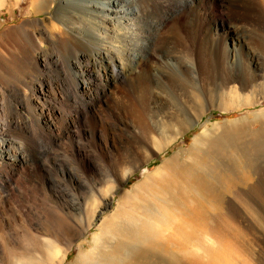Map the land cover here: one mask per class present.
I'll list each match as a JSON object with an SVG mask.
<instances>
[{"label":"rangeland","instance_id":"1","mask_svg":"<svg viewBox=\"0 0 264 264\" xmlns=\"http://www.w3.org/2000/svg\"><path fill=\"white\" fill-rule=\"evenodd\" d=\"M4 1L0 62L10 73L0 70V85L6 99L15 104V97L32 96L41 80L48 84L55 72L67 73L64 90L44 88L18 108L40 110L55 99L68 109L67 95L79 103L87 100L83 87L94 85L106 91L97 109L108 113L109 105L111 123L110 116L120 113L121 129L102 128L93 146L77 140L98 160L96 169L85 166L87 185L76 187L50 165L53 181L46 185L15 176L18 186L1 194L6 203L0 197V222L9 220L16 229L0 239L6 246L0 264H180L178 258L194 250L205 262L207 250L236 237L240 251L232 260L245 264L241 258L249 254L261 262L259 229L245 195L257 190L250 203L264 206L257 174L264 168V0H150L169 12L159 23L108 26L100 46H110L122 75L111 82L92 59L68 70L80 51L77 39L68 37L59 69L43 67L44 56L56 52L45 32L55 35L54 28L63 30L61 22L69 20L76 36H85L79 10L70 17L61 0H47L38 10L32 0ZM26 31L35 44L24 38ZM24 46L27 56L21 55ZM126 126L139 133L137 140ZM52 154L75 167L68 153L54 148ZM21 209L26 213L20 217ZM13 236L14 250L8 246Z\"/></svg>","mask_w":264,"mask_h":264},{"label":"bare ground","instance_id":"2","mask_svg":"<svg viewBox=\"0 0 264 264\" xmlns=\"http://www.w3.org/2000/svg\"><path fill=\"white\" fill-rule=\"evenodd\" d=\"M4 2H5L4 0H0V7L3 6ZM46 2L47 0H32V4L34 5V7H36L37 10L40 9L41 6L44 5ZM60 4L61 6L64 7V10L67 14H72L70 15V17H73V13H72L73 11L74 14H76L75 10L76 11L79 10L82 15L83 12L86 13V16L83 17L82 15L77 16L79 17L78 19L81 24V28H83V30L85 31V36L84 37L76 36L78 30L76 29L74 24L69 20L68 22H65V24L61 22V24L63 25V30H60L59 28L56 27L54 28V31H56L55 35H53L52 33L48 34L45 32L44 33L45 36L48 38L50 43L54 45L56 52L44 56L45 58L43 59L45 60L44 61L42 60L43 61L42 63L44 64L43 67L46 69L49 66L51 69L57 71L59 67L62 65L61 48L65 45V38L68 37L71 41H75L77 39L80 51L75 57H73L72 60L68 61V63L66 64L68 70L72 71L74 66H76L80 61H83L85 59H90V60L92 59V61L94 62L98 61L99 63H101L104 66L105 70L110 73V76L108 73V82H111L110 80L118 81L122 77L121 70L116 64V59L112 54V49L110 48V46L107 44L104 45L103 43L102 44L104 46L102 47L100 46L101 41L102 40L105 41L110 33L108 30L109 29L108 26L118 25V27L120 28L127 29L128 28L127 24L131 25L135 22L138 23L144 22V23H148L149 25H153L159 23L161 17H165L166 15L165 13L167 12L166 10L165 12L163 11L161 12V10H158L156 6L151 4L150 0H87V2H80L78 0H61ZM51 28L52 26L49 28V30ZM24 36H25L24 38L27 41H30L31 43L35 44V38L32 33L26 31ZM127 38L129 37L127 36ZM27 48L25 46L23 47L21 52L22 56L29 55V52H27L28 51ZM136 58L137 56L133 57L131 60L135 62ZM31 59L35 60L37 66H41V61L39 60V58L32 56ZM0 70H4L7 73H10V71H7L8 68L7 70L3 69L1 62H0ZM46 72L51 73V71L49 70H46ZM52 77L53 78H51L50 76L51 81L48 84L44 82L45 80L44 81L41 80L40 87L39 88L34 87V89L32 90L33 93L32 96L29 97L24 96L23 99L15 97L14 100L15 104L10 103V101L6 99L7 98V94L5 93L6 90L4 87L0 85V197L1 198H2L1 196L2 193L5 192L11 193L12 188H16L18 186L14 181L15 176L17 174L20 175L24 174V176L23 175L21 176V179H23L25 182L28 183L30 182L32 183V181H36L38 184L41 183L46 185L48 181L49 182L50 180L53 181L52 176L50 174H47V171L50 167L54 168L56 171H60L63 177L68 181H70V183L74 185L76 184V187H81L85 185L87 183L85 166H88L89 168L88 170L96 169L98 167V160H97V156L93 154H91L92 157H90L87 151L84 149V147L79 143L80 141L77 142V140H86L88 141V143H90V146H93V144L97 143L99 139V133L102 128H105V130L109 128L108 132L112 131L115 134L118 133L121 129L119 121H117L118 118L120 120V116H121L120 113L117 116L115 113H113V115L110 116L114 121L113 123H111L107 115L109 114V112L111 113L109 105L105 104L108 113L100 112L97 109L98 108L97 104L102 103L103 95L105 94L106 91L105 90L100 91L99 88H97L99 89L97 90L95 88L96 86L94 85H85L83 87L84 88L83 97L84 98L86 97L87 100L84 99L79 103L74 102L73 100H71L72 97L67 95L66 101H67V105L69 106L68 109L63 110L58 108V103L55 99H52V104L49 103L48 105H45V107L44 106L41 107L40 110L28 109L24 111V109L18 108L19 105L21 106L23 104L26 105L27 100L29 102H31V100H34L36 93L43 92L44 88H53L59 91L64 90V87L66 86L65 81L68 80L67 73L62 74L59 72L58 73L55 72V76ZM230 78L234 79L236 77L232 73V75H230ZM74 87L75 90L80 89V86L78 84L74 85ZM21 110L24 111L25 114H23ZM85 114L88 115L87 118H85ZM80 126H82L81 130L78 129V127ZM134 132L135 131H131L130 128L128 127L126 128V133L129 134V137L133 141L137 140L139 135V133L137 134ZM159 136L161 135L159 134ZM160 140L161 139H159V142ZM54 148H56V150H60L64 152L65 154L68 153L75 161V167H70L69 165H66L64 162L60 161L59 158L57 159L56 156H53L52 150ZM48 165H50V167ZM28 168L31 171L29 172L30 174H26ZM258 170H259L257 173L258 183H260V185L264 187V168H260ZM16 191L19 192V190ZM256 194H257V190L251 189L250 191H248L247 194L245 195V199H247V202L245 203L249 205L248 210L254 213L253 216L255 217L253 219L255 220V224H257V227L259 229L256 238L257 245L264 250V206L256 207L251 204L253 201H256ZM2 201L6 203L3 198ZM235 209L237 208L235 207ZM7 211L10 212V210ZM17 212L15 214H17ZM83 212H84L83 208H80V213ZM25 213L26 212H24L23 209H21L17 215L21 217L22 215L24 216ZM68 228L70 230L73 229L71 224L68 225ZM14 231H16V229H14V224L11 221L6 220L0 222L1 240H7L8 237L6 236L8 235L10 236V234L13 233ZM247 235L248 234L246 232V236ZM14 236L17 237V235L15 234ZM15 237L8 242V246H10L12 250L16 248V244H15L16 242L14 240ZM236 240L234 241L228 240L226 242L227 244L220 242L223 243V245L220 244L219 248L214 251H210L211 250L210 249L205 252L203 250L205 253H208L206 255L204 254L203 256V257L206 256L208 258L205 262L202 261L203 259L201 258V256L195 254L197 253L196 250H194L195 252L190 251L187 253H184L185 252L184 251L183 252L184 254L181 255L180 258H178V260L180 264H236L235 263V260L237 258L236 253L237 252L239 253L240 251V250L238 251L239 248ZM252 241L253 242L255 241L254 238L252 239ZM4 242H2V244ZM245 242L247 241L245 240ZM258 246H256V248H258ZM5 247L6 246L0 244V249L4 250ZM30 251L31 250L29 248L26 250V252L28 253ZM247 252L246 254H248ZM248 255L244 254L243 256L242 253V256L244 258L241 256L242 257L241 259H244L245 261L243 263L264 264V259L261 262L256 263L257 262L256 261L253 263L252 261L253 258L251 259L250 258L251 256L249 257ZM64 257L66 258V255ZM252 257H254V255H252ZM232 258H234L235 260L234 259L232 260ZM238 258H240V256Z\"/></svg>","mask_w":264,"mask_h":264}]
</instances>
